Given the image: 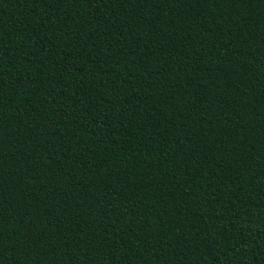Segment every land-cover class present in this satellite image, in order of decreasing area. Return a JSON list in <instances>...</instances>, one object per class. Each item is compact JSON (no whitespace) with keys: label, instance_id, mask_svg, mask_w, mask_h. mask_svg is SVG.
<instances>
[{"label":"trees","instance_id":"16d2710c","mask_svg":"<svg viewBox=\"0 0 264 264\" xmlns=\"http://www.w3.org/2000/svg\"><path fill=\"white\" fill-rule=\"evenodd\" d=\"M0 264H264V0H0Z\"/></svg>","mask_w":264,"mask_h":264}]
</instances>
